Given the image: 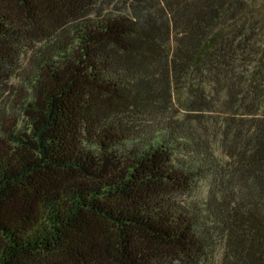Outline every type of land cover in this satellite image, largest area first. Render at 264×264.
I'll list each match as a JSON object with an SVG mask.
<instances>
[{"label": "trees", "instance_id": "16d2710c", "mask_svg": "<svg viewBox=\"0 0 264 264\" xmlns=\"http://www.w3.org/2000/svg\"><path fill=\"white\" fill-rule=\"evenodd\" d=\"M219 253L264 264V0H0V264Z\"/></svg>", "mask_w": 264, "mask_h": 264}, {"label": "rangeland", "instance_id": "374dc122", "mask_svg": "<svg viewBox=\"0 0 264 264\" xmlns=\"http://www.w3.org/2000/svg\"><path fill=\"white\" fill-rule=\"evenodd\" d=\"M12 85H16V82L12 83ZM206 193H207V185L206 183H202L200 193L196 197H194V199L199 200L205 198ZM215 264H220V253L216 257Z\"/></svg>", "mask_w": 264, "mask_h": 264}]
</instances>
